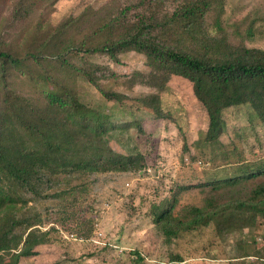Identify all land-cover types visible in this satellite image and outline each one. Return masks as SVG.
Here are the masks:
<instances>
[{
	"label": "rangeland",
	"instance_id": "obj_1",
	"mask_svg": "<svg viewBox=\"0 0 264 264\" xmlns=\"http://www.w3.org/2000/svg\"><path fill=\"white\" fill-rule=\"evenodd\" d=\"M138 1L54 0L20 21L12 16L15 0H0V47L24 52L38 31L76 17L87 7L104 17ZM157 4L152 0L150 5ZM159 4L161 10L173 7L172 0ZM142 8L132 9L129 17L136 18ZM206 26L213 35L219 28L225 30L234 44L264 48V0H213ZM89 29L74 28L76 40ZM68 37L63 31L55 39L60 44ZM66 57L82 73H62L60 78L74 82L85 103L111 112L115 125L107 139L112 149L123 155L142 154L144 159L141 168L128 171L51 172L56 186L41 197L27 194L25 203H18L20 217L34 223L33 236L48 232L47 240L36 245L37 254L19 264H264V217L259 213L249 227L236 220L221 230L225 221L220 229L211 224L170 242L155 219L157 206L172 197L174 214L184 217L187 206L211 208L249 200L264 188V172L230 187L212 185L241 167L264 165V121L253 116L250 106L224 110L219 143L212 145L205 140L208 112L190 80L173 75L163 90L148 85L150 67L135 50L113 59L74 48ZM90 73L95 84L87 78ZM11 81L24 97L40 94L39 86L24 75H13ZM106 90L124 97L120 102L108 100ZM153 93L161 98L164 118L138 101Z\"/></svg>",
	"mask_w": 264,
	"mask_h": 264
},
{
	"label": "trees",
	"instance_id": "obj_2",
	"mask_svg": "<svg viewBox=\"0 0 264 264\" xmlns=\"http://www.w3.org/2000/svg\"><path fill=\"white\" fill-rule=\"evenodd\" d=\"M53 1L15 0L12 16L23 21L39 5ZM151 1L125 4L104 17L87 7L76 17L38 31L24 52L13 46L0 47V264H19L22 258L36 255V245L47 240L48 232L33 236L34 223L20 217L17 210L18 203L27 200L25 195L41 197L47 188L57 185L51 172L97 173L142 167V154L123 155L109 145L107 136L115 125L111 112L85 103L77 85L60 78L62 73H82L66 57L74 48L113 59L128 50L142 53L150 67L147 84L158 90L165 89L173 75L190 80L195 96L208 112L205 140L212 145L219 143L223 112L228 107L249 105L253 116L264 121V48L234 44L221 28L217 35L211 34L206 14L213 0H172L173 7L162 10L159 2L168 0H155L157 5H150ZM139 8L136 18L129 17L132 9ZM88 27V33L77 41L74 28L82 31ZM63 31L69 32V37L58 44L55 36ZM18 73L39 86L37 98L24 97L12 87L11 78ZM87 78L95 84L93 73ZM103 94L117 102L124 97L116 91ZM138 101L154 116L165 117L158 93ZM263 166L241 167L212 185L230 187L244 177L264 172ZM157 208L156 222L170 242L185 231L211 224L220 229L225 221L221 230L236 220L249 227L256 214L264 217V188H258L249 200L217 203L211 208L187 206L184 217L174 214L173 197Z\"/></svg>",
	"mask_w": 264,
	"mask_h": 264
}]
</instances>
